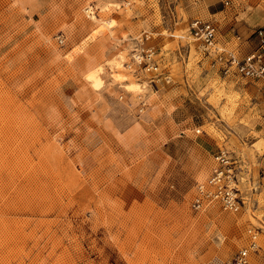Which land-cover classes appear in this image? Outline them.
<instances>
[{
	"label": "rangeland",
	"instance_id": "rangeland-1",
	"mask_svg": "<svg viewBox=\"0 0 264 264\" xmlns=\"http://www.w3.org/2000/svg\"><path fill=\"white\" fill-rule=\"evenodd\" d=\"M225 1L0 0V264H232L252 233L264 264L257 86L189 36L212 19L254 47L264 0ZM219 149L244 202L195 210Z\"/></svg>",
	"mask_w": 264,
	"mask_h": 264
},
{
	"label": "built area",
	"instance_id": "built-area-1",
	"mask_svg": "<svg viewBox=\"0 0 264 264\" xmlns=\"http://www.w3.org/2000/svg\"><path fill=\"white\" fill-rule=\"evenodd\" d=\"M228 3V0L225 1ZM257 43L249 51L242 53L239 47L226 45L219 39L218 24L212 19H194L189 24V36L201 48V56L207 64L223 77H240L252 81L257 86L260 118L264 130V26L253 32ZM236 39L240 35L236 34ZM154 51L143 48L134 52L133 63L146 71L156 69ZM238 159L226 149H219L213 154V165L204 180L195 184L196 192L191 205L195 210H202L218 203L224 209L237 210L243 204L239 187ZM258 176L264 185V149L260 154ZM256 234L252 233L247 247L240 249L232 264H248V249L255 248Z\"/></svg>",
	"mask_w": 264,
	"mask_h": 264
},
{
	"label": "crops",
	"instance_id": "crops-1",
	"mask_svg": "<svg viewBox=\"0 0 264 264\" xmlns=\"http://www.w3.org/2000/svg\"><path fill=\"white\" fill-rule=\"evenodd\" d=\"M252 33V32H251ZM229 35V34H228ZM246 38V37H245ZM254 37H252V39H253ZM252 39H246V40H243V42H242V44L243 45H245V46H248V47H251V45H253L254 43H253V41H252ZM253 40H255V39H253ZM236 41V40H235ZM224 42L226 43V45H228V46H231V47H234L233 45H236V44H232L233 43V40H229V38L227 39V38H225L224 39ZM256 44V43H255ZM240 48V47H239ZM245 49H249V48H245ZM247 51H249V50H242V48H241V52L242 53H244V52H247Z\"/></svg>",
	"mask_w": 264,
	"mask_h": 264
},
{
	"label": "bare ground",
	"instance_id": "bare-ground-1",
	"mask_svg": "<svg viewBox=\"0 0 264 264\" xmlns=\"http://www.w3.org/2000/svg\"><path fill=\"white\" fill-rule=\"evenodd\" d=\"M114 58V57H113ZM96 70H100V69H96ZM97 73L94 71V72H90V74H89V76H90V78H92V79H94L93 81H94V84L95 85H97V84H99L100 83V78H97ZM88 80H89V78H88ZM100 85V84H99Z\"/></svg>",
	"mask_w": 264,
	"mask_h": 264
}]
</instances>
